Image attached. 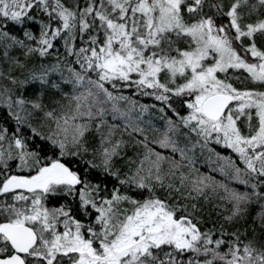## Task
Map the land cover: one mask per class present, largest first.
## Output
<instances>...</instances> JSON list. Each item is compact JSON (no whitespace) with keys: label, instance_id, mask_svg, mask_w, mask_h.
Returning <instances> with one entry per match:
<instances>
[{"label":"snow or ice","instance_id":"obj_1","mask_svg":"<svg viewBox=\"0 0 264 264\" xmlns=\"http://www.w3.org/2000/svg\"><path fill=\"white\" fill-rule=\"evenodd\" d=\"M133 87L166 119L154 139L125 120L135 159L108 118ZM0 108V264H264V0H0Z\"/></svg>","mask_w":264,"mask_h":264},{"label":"trees","instance_id":"obj_2","mask_svg":"<svg viewBox=\"0 0 264 264\" xmlns=\"http://www.w3.org/2000/svg\"><path fill=\"white\" fill-rule=\"evenodd\" d=\"M250 2H256V0H250ZM256 17V13H253L252 18L254 19ZM253 86L248 81H245L244 84H241L237 82V86ZM122 91H126L128 93H132V98L137 102L136 105H139L141 103L148 104L150 106L160 105L161 102L157 101L154 97L151 96H143L139 93H136L135 88H127V89H121ZM127 102V101H126ZM137 109V106L134 107ZM0 113H3V108H0ZM168 115H172L171 111H168ZM11 124V122H8ZM142 127L146 128L149 138L154 139L159 137L163 130L166 127V119L162 113L158 111L157 107H150L146 111V116H142L141 120ZM123 138L127 141H129L128 147L125 149L127 156H132L135 159V152H142V146L139 145H133V141L136 139V133L132 132L131 128H129V131L123 132ZM187 143V141L185 142ZM185 143L181 144L183 146ZM155 148H159V151L164 152L165 155L172 156L175 155L176 159L179 160V155L176 153H172L171 149H165L162 151V149L159 147V145L153 144L152 145ZM211 148H214L216 152L221 153L222 156H232L233 159H235V162L239 164L241 167H244V164L239 159H236L237 154L234 153V151L222 144H217L214 141L210 144ZM188 155L192 158L194 162L195 169H197L200 173H208L212 176H214L217 180H226L225 175L219 171V168L221 165L224 164V161L217 157V155L214 152H210L208 149H201L199 146H197L195 149H191L188 153ZM72 159V158H69ZM91 159L90 156L86 158L81 157H75L72 159L73 167L81 169V170H87L88 165L86 164L85 160ZM117 164H122V160L118 159ZM190 166L188 165L187 161L184 162V170L188 171ZM13 171H17V169L13 168ZM231 186L237 187V188H243L244 186L239 181H228ZM109 187H112V183H109ZM250 190V189H249ZM133 194H135V190H133ZM6 199L2 194H0V200ZM65 200H68L75 204L73 198L71 197H64L62 195H52L47 198V204L49 207H58L60 204L64 203ZM202 206V211L198 213V215H203L208 222V224L215 223L217 226L219 224L224 223L223 219L221 218L222 215H227V211L224 208L217 207L216 205L220 203V201L216 200L215 197H210L209 201L205 202L204 200H201L199 202ZM230 207V205L228 206ZM249 223H251V220H249ZM227 227V225H226ZM231 229H229L230 231Z\"/></svg>","mask_w":264,"mask_h":264},{"label":"rangeland","instance_id":"obj_3","mask_svg":"<svg viewBox=\"0 0 264 264\" xmlns=\"http://www.w3.org/2000/svg\"><path fill=\"white\" fill-rule=\"evenodd\" d=\"M61 51H63V49H61ZM124 94L128 95V96H132V93H128L126 91H122ZM133 99V98H132ZM120 105L122 108L124 109H128V108H131L130 112L128 113L127 116H120V115H117L115 119L112 118L111 114L109 115V120L112 124H115V125H118V128L116 129V134L117 136H120L121 133L124 132V128H125V120H127L130 124L134 126L136 125H140L142 126L141 124V120H142V116L145 115L146 116V111L141 113L140 111V108H139V105H136L137 106V109H135L134 107H131L128 102L126 101H121L120 102ZM145 128V127H144ZM146 129V128H145ZM147 131V130H146ZM148 133V132H147ZM127 134V132H126ZM140 136L139 133H136V138ZM142 138V137H141ZM186 140H184L183 138H181V141L180 143L183 144L185 143ZM5 147H7V145L5 144ZM160 147V146H159ZM163 150H165V148H162L160 147ZM157 151H159V148H156ZM142 152H143V149H142ZM10 163H15V162H10ZM16 169V168H15ZM17 172H19V170L17 169ZM51 208V207H50ZM60 227L62 228L63 225H60Z\"/></svg>","mask_w":264,"mask_h":264}]
</instances>
